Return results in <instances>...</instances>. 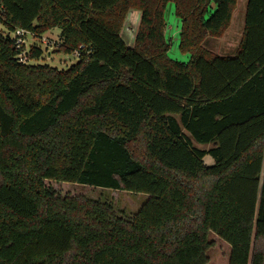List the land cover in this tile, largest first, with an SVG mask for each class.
<instances>
[{
	"label": "trees",
	"instance_id": "trees-1",
	"mask_svg": "<svg viewBox=\"0 0 264 264\" xmlns=\"http://www.w3.org/2000/svg\"><path fill=\"white\" fill-rule=\"evenodd\" d=\"M168 1L187 61L167 56ZM237 4L0 0L9 31L57 27L59 51L78 52L66 69L28 64L0 33V264H204L208 232L230 245L228 264H264V0H246L233 55L204 46ZM45 179L148 197L124 217Z\"/></svg>",
	"mask_w": 264,
	"mask_h": 264
},
{
	"label": "rangeland",
	"instance_id": "rangeland-1",
	"mask_svg": "<svg viewBox=\"0 0 264 264\" xmlns=\"http://www.w3.org/2000/svg\"><path fill=\"white\" fill-rule=\"evenodd\" d=\"M246 0H238L235 9L236 19L234 18L230 27L220 38L208 37L204 41V46L208 49L221 54L233 55L237 47L241 30L237 31L238 22L243 6L245 7ZM138 9H131L127 12L123 21L121 36L125 43L132 45L134 42L135 30L138 25L137 18L139 17ZM164 37L169 42L167 56L177 61H187L190 53L181 50L180 48V31L182 26L181 18L175 12L174 2L168 1L164 8ZM235 17V16H234ZM240 26V25H239ZM0 33L14 35L9 31L3 23L0 22ZM62 44L60 29L53 27L36 37L30 34H25L20 45V60L28 64H49L59 69H66L71 64L78 60L74 52L65 53L59 51ZM32 45L41 48L42 54L38 58H28V50ZM202 148H208L211 144L198 145ZM205 164H212L213 159L209 155L203 158ZM44 184L54 190L59 196H84L86 198L106 202L113 206L118 215L131 217L139 209L140 205L147 199L146 193L131 192L126 190H116L111 188L90 186L81 183L55 181L45 179ZM207 240L209 245L205 250L206 262L204 264H228L230 255V245L219 238L213 232H208Z\"/></svg>",
	"mask_w": 264,
	"mask_h": 264
},
{
	"label": "crops",
	"instance_id": "crops-1",
	"mask_svg": "<svg viewBox=\"0 0 264 264\" xmlns=\"http://www.w3.org/2000/svg\"><path fill=\"white\" fill-rule=\"evenodd\" d=\"M244 6H243V8H242V12H241V15H240V20H239V22H238V26H237V31L240 29L241 31H242V27H243V15H244ZM235 16V17H234ZM236 19V14H235V11H234V13H233V17H232V21H233V19ZM138 19H139V17L137 18V21H138ZM232 23V22H231ZM240 25V26H239ZM240 35H241V33H240ZM240 38V37H239Z\"/></svg>",
	"mask_w": 264,
	"mask_h": 264
},
{
	"label": "built area",
	"instance_id": "built-area-1",
	"mask_svg": "<svg viewBox=\"0 0 264 264\" xmlns=\"http://www.w3.org/2000/svg\"><path fill=\"white\" fill-rule=\"evenodd\" d=\"M21 35L23 36L24 32L20 29L16 30L14 33V37L17 38V40H16L17 46L21 45V43H22V37H20ZM75 53H76V55H78L77 51H75Z\"/></svg>",
	"mask_w": 264,
	"mask_h": 264
}]
</instances>
